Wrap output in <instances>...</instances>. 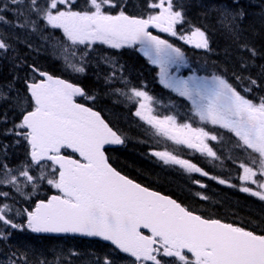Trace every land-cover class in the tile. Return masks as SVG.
Here are the masks:
<instances>
[{"label": "snow or ice", "instance_id": "snow-or-ice-1", "mask_svg": "<svg viewBox=\"0 0 264 264\" xmlns=\"http://www.w3.org/2000/svg\"><path fill=\"white\" fill-rule=\"evenodd\" d=\"M3 7L24 16L18 27L33 32L41 31V24L44 29H59L64 39L53 47L59 49V57L76 73H85L86 57L97 44L117 50L139 46L138 51L159 69V83L164 88L188 101L192 114L201 123L224 129L236 138L234 147L250 160L249 164L239 162L240 179L245 185L255 186H242L240 191L264 201V97L250 99L216 74L182 75L181 70L188 67L185 53L150 31L155 29L208 50V36L200 27L188 22L190 31H177V25L186 23L183 5L174 0H148L146 7L152 11L143 16H130L122 7L113 14L116 0H83L82 5L77 0H6ZM242 16V11L222 9L217 19L225 30L235 34ZM0 23H8L6 14H0ZM9 48L0 38V52L7 53ZM104 62L110 68L105 82L123 85L114 92L137 105L135 115L151 126L154 135L212 160L221 159L208 141L222 140V134L218 137L204 127L177 123L175 116L154 115V97L130 84L123 65L110 57H105ZM30 67L40 79L33 75L27 83L30 110L17 98L15 106L22 115L11 131L29 146L28 159L18 169L0 163V186L10 185L25 200H31L43 184L55 189L56 194L17 208L5 202L9 192H0V198H5L0 200V224L32 233L99 237L134 258L130 264H264V234L205 218L113 168L106 146L121 145L124 139L99 112L76 101L78 96L90 100L95 97L71 82ZM250 84L256 81L250 80ZM7 87L10 90L11 85ZM244 91L250 92L251 87ZM0 99H8L3 88ZM152 154L165 165L209 176L173 152ZM218 182L226 183L224 179ZM201 199L207 197L201 195ZM16 216L24 217L26 223L15 222ZM10 235L0 231V240ZM18 259L27 264L26 257ZM9 264H17V260L10 259ZM103 264L113 261L105 258Z\"/></svg>", "mask_w": 264, "mask_h": 264}, {"label": "trees", "instance_id": "trees-1", "mask_svg": "<svg viewBox=\"0 0 264 264\" xmlns=\"http://www.w3.org/2000/svg\"><path fill=\"white\" fill-rule=\"evenodd\" d=\"M141 1L131 0L134 3ZM181 2L185 5L186 20L193 26L200 27L210 37L211 51L214 54L215 62L228 68L229 73L255 80L257 87L253 88V93L257 98L264 97V0H181ZM221 7L234 13L243 12L242 18L237 21L235 34L223 29L218 23L217 10ZM7 39L6 42L10 45V49L15 52L10 51L14 56H18L17 61L20 66L15 65L16 63L12 59L13 55L5 56L3 54L5 58L0 59V88H3L8 96V99H0V152L2 146L9 147L8 153L4 155L7 157L5 163L9 168H14L17 163L24 164L29 154L28 145L21 142L22 138L12 135L11 131L13 125L20 122L22 115L19 108L15 106L17 98L26 109L30 110V100L26 99L28 96L25 85L32 75L30 66L52 73L59 70L54 69L50 64H45L50 56L47 52L41 59V63H36L31 59L34 55V57H38L35 46L31 45V57L24 58L27 57L25 45L13 41L11 35H7ZM253 51L255 55H253ZM8 85H11L10 90ZM5 121L7 122L4 123ZM6 130L9 132L7 135L4 134ZM17 141L20 142L19 146L15 144ZM123 156L122 159H119L122 168L129 170L131 174L139 173L145 179L142 182L154 190H158L155 187L158 185L175 189L174 187H178L180 184L176 183L175 186L172 184L173 179L169 176L158 173L147 165L144 166L142 161L133 155ZM0 192L10 191L9 189H0ZM9 198L13 203L23 207H28L35 201L32 200L27 206L24 201L12 194ZM245 206L244 201L228 200L223 208L228 212L237 213L245 211ZM240 216L264 228V217L260 211ZM22 223H25V220ZM7 230L11 235L7 240H0V253L5 258L17 260V264H24L22 260L18 259L19 257H26L27 264H40L41 261H44V264H103L102 258L95 257L102 254V249L97 247L98 243L95 241L40 238L27 231L18 230L15 232L11 228H7ZM13 253L16 256H13ZM114 264H127V262L117 261Z\"/></svg>", "mask_w": 264, "mask_h": 264}, {"label": "flooded vegetation", "instance_id": "flooded-vegetation-1", "mask_svg": "<svg viewBox=\"0 0 264 264\" xmlns=\"http://www.w3.org/2000/svg\"><path fill=\"white\" fill-rule=\"evenodd\" d=\"M77 3L82 5L83 0H77ZM156 35H159L161 38L166 39L162 35V33L158 31H156ZM138 47L139 46H137L136 48H123L117 50L108 48L106 45H95V52L93 54V65L95 72V110H97L103 117L107 119L114 118L115 121H119L118 123H124L127 117L131 119L134 123H136L135 119L139 118L135 115L137 106H133L131 109L125 112L126 108L119 104L121 96L112 94L110 100L104 99L103 90L101 88L115 89V87H123V85L119 83L110 85L105 82V76L110 71V68L109 65L104 62V58L110 57L114 59L119 65H123L124 76L132 86L135 87L137 84L142 83L143 86H146L148 88L151 83V77L148 75L147 71V67L149 66L145 61V57L141 55V52L138 51ZM189 71L191 72L192 70H188V72H185L183 75H188ZM195 71H197V75L207 74L211 76V74L206 71V68H203L204 73H201L200 70ZM67 75L72 76V74L70 73H68ZM154 85L158 86L156 82ZM151 91L154 92L153 89H151ZM178 99L183 100V103L189 104L188 101L182 99L181 97H179ZM176 108L178 109L177 106ZM180 113H183V119L188 121H194L195 116L191 112V106L188 107V109H181ZM157 114L158 112L154 111V115ZM201 124L203 125V127L207 126L206 124ZM139 127L141 128L143 127V125H139ZM205 130L207 131V129ZM224 131L225 133H227L226 130ZM130 137L133 139V141H129ZM130 137L128 138L126 144L127 148L124 151L120 153L114 152L113 159L116 165L114 166L125 176L129 177L132 180H134L132 178V176H134V178L136 179L134 181L138 182L141 185H144L142 181H145V179H143L139 173L133 172L134 174H131L129 170L127 171L122 168L123 166L121 165V162L119 160L124 157L123 155L133 154L135 155L134 157H137L142 161L144 166L149 163L146 156L149 155L148 151L150 149L147 144L146 138L134 135H131ZM232 140L233 139H230L228 142H231ZM230 145H232V143H228V149ZM225 146L226 144L216 149L219 154L224 153ZM212 147L214 148V145ZM156 148L158 147H153L154 152H156ZM182 148L184 149L182 152L175 150L176 152L173 153L178 155L180 158L195 163L198 167L208 172L210 175H212L211 172H213L209 169L210 165L217 166L220 168V171L228 172L225 173V176L229 178H220L226 181L225 184H220L218 182V179H206V177L200 175L199 173H187L179 166H174L175 174H172V176H167L173 179L172 184H174L175 186L177 185L176 183L180 184H178V187H174L175 189H170L165 186L158 185L166 189L165 191L162 190L160 192L171 196L183 206L189 208L190 210H193L195 213L202 215L205 218L219 219L225 223H231L234 226L243 227L245 230L253 231L255 234H264L263 227H261L259 224H256L255 222H252L240 216L245 215V213L255 214V212L260 211L264 217V201L262 202L257 197L252 196L250 193L240 191L238 181L236 180L237 178L233 177V174L231 173L235 170L238 165L233 164L232 162H228L227 160L226 163H216L215 160H212L211 158H206L205 155H201L199 152H196L193 149H188L184 146ZM236 150L241 151L236 153V156L245 154H242L243 151L240 149ZM125 151L127 152L125 153ZM158 151L164 150L158 148ZM153 157L155 160H159L156 156L153 155ZM207 161L210 163H208ZM159 166L164 168L160 164L158 165V167ZM153 170L157 171L156 169ZM157 172L166 175L162 172ZM213 175L216 174L214 173ZM185 177H188V180L185 179ZM195 181H199L200 183H196ZM201 184L205 185V187H201ZM201 195L206 196L207 199H201ZM228 200L236 202H238L239 200L244 201V203H246L245 211H239L237 213L228 212L223 208L224 204Z\"/></svg>", "mask_w": 264, "mask_h": 264}, {"label": "rangeland", "instance_id": "rangeland-1", "mask_svg": "<svg viewBox=\"0 0 264 264\" xmlns=\"http://www.w3.org/2000/svg\"><path fill=\"white\" fill-rule=\"evenodd\" d=\"M147 8V7H145ZM148 9V8H147ZM139 10H142L139 9ZM151 10V9H150ZM152 11V10H151ZM2 13V12H1ZM140 13V12H137V14ZM43 35H40V36H37V40H40V43H41V48H44L46 50H50V51H53L54 52V55L57 59H59L60 61L64 62V60L62 58L59 57V49L57 48H54L53 45L56 44V42L54 41V38H52L50 40L51 37L55 36L54 35V29H45L43 32ZM44 33L47 34V33H50L49 35H46L48 37H43L44 36ZM165 34L167 37H168V41L170 40H174V41H177L175 40L176 37H172L170 35H168L167 33H163ZM189 46V45H188ZM141 55H143L141 53ZM145 57V56H144ZM31 59H33L35 62L38 61V58L36 57H32ZM146 61L148 63H150L147 58L145 57ZM86 60H88L86 58ZM86 63L85 62V66H86ZM196 65L198 66V70L201 71V73H204L203 71V68H204V65H203V61L201 59H197L196 60ZM151 64V63H150ZM152 69H156V71L153 73V78H156V83L159 84L161 87L164 88V86L162 84L159 83V77H158V71L159 69L155 66V65H152ZM195 70V69H194ZM193 72H189L188 75H191L193 73H195L197 75V71H194ZM187 76V75H186ZM198 76H209V75H203V74H199ZM210 77V76H209ZM136 88H144L145 91H147L149 93V95H151L152 97H154V101H155V97L157 98V94L155 92H152L150 87L148 86V88L146 86H143L142 83L140 84H137L135 86ZM117 88V87H115ZM103 90V95H104V99L105 100H110L111 97H112V94L113 95H118L114 92V89L110 88H101ZM166 89V88H164ZM164 95H162L160 97V100L158 103H156L154 105L153 103V108L155 109L156 112H158L157 116L159 117H164V116H175L176 117V120H177V123H191L193 127H203V125L201 124V122L199 121V118H195L194 121L190 120H185L183 119V116L182 114L183 113H180L181 108L179 106V100L176 96V94L174 92H171L169 89H167V94L163 93ZM175 95V96H174ZM92 101H95V99H91L89 100V102L91 103ZM189 103V102H188ZM120 105L124 106L126 109H125V112H127L129 109H131L133 106H137L136 104L134 103H131L129 101H127L124 97L121 96L120 98V102H119ZM187 104V103H186ZM189 107L191 106L190 103L187 104ZM176 106L178 107V109L176 108ZM123 116V115H122ZM109 120L112 122L113 125L117 126V128H115L116 131H119V133L122 135V136H127V135H134V136H142V137H145L146 138V141H147V144H150L152 146L151 149L148 151V154L149 156H153V152H154V149L153 147L156 146L160 149H163L164 151L166 150L167 148V151H170V152H176L175 151V148H174V145L169 141V140H166L165 138H162V137H159V136H156L154 135V130L150 127V125H147L145 124V122L143 120H141L140 118H137L135 119V122L134 123L131 119H129L127 117V119L125 120L124 123H122L121 125H119V121H115L114 118H109ZM145 125L142 127V129L139 128V125ZM205 129H209L212 131L213 134H216L217 133V128L215 126H212V125H207V127L205 126L204 127ZM129 138V137H127ZM129 141H133V139L130 137L129 138ZM215 142V141H214ZM208 143H213V141L209 140ZM228 143H232L234 145L235 143V139H233L231 142H228ZM16 146H19L18 143H16ZM139 146V144H138ZM158 148L155 149V151H158ZM7 148H4L2 150V152L0 153L1 155V158H2V162L0 163H5L6 160H7V157H5L4 155L7 153L6 151ZM229 150V149H227ZM128 151V150H127ZM125 151V153L127 152ZM230 151V150H229ZM182 152V151H181ZM231 152V151H230ZM238 152H241V151H238L236 150V148L234 147V151L233 153H238ZM244 152H242L243 154ZM133 155V154H131ZM236 155V154H235ZM234 155V156H235ZM135 156V155H133ZM229 156L227 155V158ZM150 160L153 161L154 163V159L153 158H149ZM229 159V158H228ZM233 161V160H232ZM236 163L233 162V164H237L238 166L235 168V170L233 172H231L233 174V177L237 178L236 180L238 181V185L239 187L241 188L242 186H249V187H252L255 189V186L254 185H251V184H247L245 185V183L240 179V176H242V169L239 168V162H244L245 164H249L250 163V160L248 159L247 155H238L236 156V159H235ZM163 162L158 160V162L156 163L157 164H162ZM207 163V162H205ZM154 165V164H152ZM164 166V164H162ZM210 165V164H208ZM215 167V168H214ZM210 171H213L216 175H210L209 174V177H216L217 175H219V173H221L222 171H220V168L217 167V166H213V165H210L209 167ZM222 170V169H221ZM225 172V171H224ZM225 173H228V172H225ZM237 173V174H236ZM219 177V176H217ZM6 187H11L10 185H4ZM45 186H48L46 184H43L41 186V189L40 190H43ZM25 191H28V189H25ZM39 191V190H38ZM37 191V193H38ZM36 193V194H37ZM258 198V197H257ZM259 199V198H258ZM25 200V199H24ZM260 200V199H259ZM27 201L26 203H28L30 200H25ZM262 201V200H261ZM263 202V201H262ZM15 207L17 208H20V206L16 205ZM14 218V221L17 222V223H22L24 222V217L22 216H16V217H13ZM6 227V226H5ZM3 227L0 225V231ZM0 264H9V261L5 258H0Z\"/></svg>", "mask_w": 264, "mask_h": 264}, {"label": "water", "instance_id": "water-1", "mask_svg": "<svg viewBox=\"0 0 264 264\" xmlns=\"http://www.w3.org/2000/svg\"><path fill=\"white\" fill-rule=\"evenodd\" d=\"M151 30V29H150ZM113 146H118V145H108L106 146V148H109V147H113ZM31 232V231H30ZM32 233V232H31ZM33 235H36V236H49V237H76V238H82V239H88V240H91V239H94V240H98V241H101V242H104V243H107L109 245L110 242H107V241H103L101 238L99 237H84V236H79V235H70V234H45V233H32ZM112 246V245H111ZM114 248V246H112ZM118 251V250H117ZM123 255H127L125 253H121ZM128 256V255H127ZM134 259V258H133Z\"/></svg>", "mask_w": 264, "mask_h": 264}]
</instances>
